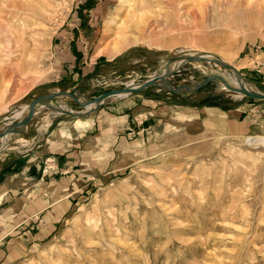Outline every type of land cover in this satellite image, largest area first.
Listing matches in <instances>:
<instances>
[{"label": "rangeland", "instance_id": "obj_1", "mask_svg": "<svg viewBox=\"0 0 264 264\" xmlns=\"http://www.w3.org/2000/svg\"><path fill=\"white\" fill-rule=\"evenodd\" d=\"M240 1L152 0L157 30L134 33L128 0H0V249L13 250L0 264H264V98L235 96L221 78L264 92V14L228 21ZM191 7L200 19H186ZM129 97L170 120L158 150L101 165L89 185L72 187L63 164L44 173L58 169L49 151L71 146L65 131L107 125L101 110Z\"/></svg>", "mask_w": 264, "mask_h": 264}, {"label": "crops", "instance_id": "obj_2", "mask_svg": "<svg viewBox=\"0 0 264 264\" xmlns=\"http://www.w3.org/2000/svg\"><path fill=\"white\" fill-rule=\"evenodd\" d=\"M63 31L67 30L64 29ZM63 31L60 32V43L64 45L63 47L66 50L72 52L73 44L64 42L65 38L70 36L69 32ZM142 91L140 90L139 92ZM129 98L119 99L118 101L113 100L111 104L106 105L105 108L107 109L101 110L103 114L110 110L111 115L106 117L108 122L107 125L105 124L106 126L100 124L97 129H93L95 125L86 124L81 126L78 134H74L72 129L70 131L64 130L66 136L71 137V146L66 147L63 151H49L47 155H54L50 156V158L58 169L49 170L46 168L44 173L46 174L48 170L47 175L50 178H55L54 173L62 170L58 164H63L68 167L65 170H72L68 175V180L73 183L72 187L79 182H87L86 185H89L94 183V175L102 173L99 168L101 165L111 168L112 164H120L123 158L128 159L132 154H136L138 148L145 149L148 147L149 149H156L155 147L158 146L156 139L161 134L158 130V124L165 121V132L167 126L169 127L170 125V120L166 118L169 120L167 122L165 118H161L163 116H159L163 115V113L160 112V107L155 108L156 104H152L151 99L134 101L131 97ZM102 118L103 116L98 119ZM181 132L185 134V131ZM131 144H133V147H130L132 146ZM71 197L72 193H68L56 201L55 210L58 212L68 211L72 204ZM61 201L64 204V208L61 206ZM53 211L49 210L48 212ZM4 238L5 236H1L0 243ZM12 254L13 250H11V253H7V251L0 249V262L10 260L13 258Z\"/></svg>", "mask_w": 264, "mask_h": 264}, {"label": "bare ground", "instance_id": "obj_3", "mask_svg": "<svg viewBox=\"0 0 264 264\" xmlns=\"http://www.w3.org/2000/svg\"><path fill=\"white\" fill-rule=\"evenodd\" d=\"M155 1V0H154ZM204 1V0H203ZM228 1V0H227ZM234 1V0H233ZM25 2V1H24ZM137 2V3H136ZM248 2V1H247ZM249 2H251V1H249ZM264 2V1H263ZM263 2L261 1V2H257V3H255V2H253V3H251V5H249V4H247V5H244V4H246L245 2H243V0H241L240 1V3H239V6L240 7H236V12L237 13H231V12H228V13H226L224 16H226V17H228V21H229V19H236L237 18V15L238 16H240L242 19H243V21L245 22V23H247L246 25H248L249 27L252 25V23H253V21H254V19H253V15L254 14H258V17L259 16H261V15H263L264 13L262 12L263 11ZM153 4V2H152V0H128V6H127V9L129 8V11H128V16H131V18H132V26H133V29H135L133 32L134 33H138V32H140V33H142V32H144V33H154L155 32V30H157L155 27H152V28H150L149 26H148V23H149V20L152 18L151 16H153L154 15V13H153V15H151L152 14V11H151V9H150V7L151 6H153L152 5ZM194 4H196V2L194 3ZM227 4V3H226ZM134 5H135V7H140L139 9H137V10H135L134 12H132V9H133V7H134ZM197 5L198 6H200V3H197L196 4V6L195 5H193L192 7H197ZM213 6V5H212ZM233 6H235V4L233 5ZM191 7V9L188 11L187 9V16H186V19L188 20L189 19V21H192V17H193V21H195V20H198V18L200 17L201 18V15L200 14H197L196 13V10L198 9V7L197 8H192ZM154 8V7H153ZM156 8V7H155ZM136 9V8H135ZM217 10V9H216ZM216 10H213V12L215 11L216 12ZM137 11H139V12H137ZM198 11V10H197ZM234 11V10H233ZM137 12V14H135ZM154 12V11H153ZM161 12V11H160ZM256 12V13H255ZM139 13V14H138ZM156 13V12H155ZM200 13V12H199ZM222 14V13H221ZM185 15V14H184ZM183 15V16H184ZM181 16H182V14H181ZM154 18V17H153ZM199 18V19H200ZM184 19V18H183ZM240 19V18H239ZM131 20V19H130ZM129 20V21H130ZM258 20H259V18H258ZM129 21H125L124 23H125V25L127 24V26H128V23H130ZM216 21V19H215V17H213V24L211 25V27H216L217 25H219V23H217V22H215ZM183 22V21H182ZM185 22V21H184ZM186 23H188V21L186 22ZM189 24V23H188ZM224 24H226V23H224ZM238 24V23H237ZM241 24V23H240ZM149 25H151V24H149ZM131 26V27H132ZM152 26V25H151ZM192 26H194V25H192ZM194 27H198V25H196V26H194ZM227 27H228V25H227ZM241 27V26H240ZM101 52V51H100ZM202 54V53H201ZM201 56V55H200ZM203 56V55H202ZM204 56H206V57H208L210 60L211 59H214V58H217L216 57V55L215 54H204ZM190 58V56L188 57V58H180V59H177V61L175 62V64H180V63H182V62H184V61H186L187 59H189ZM164 60V62H163V65H164V68H166L165 66H167L168 67V65H170L171 63H173V62H170V60H168V59H163ZM173 60V59H172ZM225 65L226 64H228V62L226 61V60H224V62H223ZM229 64H230V61H229ZM180 66V65H179ZM175 67V66H174ZM178 67V66H177ZM169 69V68H168ZM213 76H214V74H213ZM159 77H161V76H159ZM224 77V79H223V83H224V85H225V87L226 88H228V89H230V90H232L233 92H235V96L237 95H244L245 93L243 92V89H245V88H247V89H250V90H253V91H256V88H255V85L253 84V83H250V82H248V81H245V80H243V79H240L239 77H236V76H234V75H231V73L229 72V71H226V76H223ZM221 82V81H220ZM9 86V85H8ZM128 89L127 90H125V91H118V92H115V94H117V95H122V94H128ZM232 92V93H233ZM64 95V94H63ZM234 95V94H233ZM241 96V97H242ZM79 100V99H78ZM104 100V97H99V99L97 98V100H88V101H85V103H86V108H87V110H92L93 108H95L96 106H97V104L99 103V102H101V101H103ZM104 102V101H103ZM10 103H12V102H9V104ZM39 103V102H38ZM37 104V103H36ZM36 104H34L33 106L31 105V107L30 106H28L27 108L29 109V110H37V109H39L40 108V105H37L36 106ZM43 106H46V103H44V105ZM42 107V106H41ZM26 108V107H25ZM6 125V124H5ZM8 126V125H7ZM9 132V131H8ZM7 132V134L6 135H9V133ZM2 138V137H1ZM96 227V225H93L92 226V230L94 229ZM107 229H110L109 228V226H107ZM103 231V230H102Z\"/></svg>", "mask_w": 264, "mask_h": 264}, {"label": "water", "instance_id": "obj_4", "mask_svg": "<svg viewBox=\"0 0 264 264\" xmlns=\"http://www.w3.org/2000/svg\"><path fill=\"white\" fill-rule=\"evenodd\" d=\"M222 79H224L223 76H221ZM157 78H152L150 79L149 81H145L143 82V84L139 85V86H128L126 87V89H128V91H135V90H141L143 89L144 87H146L147 85H149L150 83L154 82V80H156ZM115 91L117 90H112V91H109V92H106V93H103L101 94L99 97H104V99L106 97H108L109 95H112V94H115ZM243 92L247 95H250V96H253V97H257V98H264V92H261V91H253V90H250V89H243ZM60 95V93L58 94H51V95H47V96H43L42 98H48V97H56ZM98 97V98H99ZM97 99V98H96ZM100 103V102H99ZM7 132V130L5 131V133Z\"/></svg>", "mask_w": 264, "mask_h": 264}]
</instances>
